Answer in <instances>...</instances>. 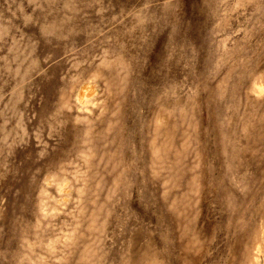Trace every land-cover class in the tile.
Wrapping results in <instances>:
<instances>
[{"label": "rangeland", "instance_id": "1", "mask_svg": "<svg viewBox=\"0 0 264 264\" xmlns=\"http://www.w3.org/2000/svg\"><path fill=\"white\" fill-rule=\"evenodd\" d=\"M0 264H264V0H0Z\"/></svg>", "mask_w": 264, "mask_h": 264}]
</instances>
